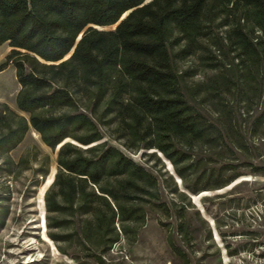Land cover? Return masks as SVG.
<instances>
[{"label": "trees", "instance_id": "16d2710c", "mask_svg": "<svg viewBox=\"0 0 264 264\" xmlns=\"http://www.w3.org/2000/svg\"><path fill=\"white\" fill-rule=\"evenodd\" d=\"M5 43L10 51L0 71L11 64L20 88L16 111L0 105V156L7 160L29 129L52 150L62 143L43 196L46 235L58 252L70 255L75 244L106 264L102 253L120 232L134 239L143 225L142 202L171 217L161 198L166 180L193 208L188 194L223 188L243 175L236 165L210 162L248 151L225 110L226 97L235 84L244 96L256 83L264 88V0H0V46ZM171 47L176 57L204 50L227 61L207 65L215 72L188 86ZM196 96L217 118L194 107ZM107 138L127 151L155 149L145 154L161 163L159 152L173 176L164 170L159 181ZM248 166L264 176V165ZM174 212L176 229L166 241L189 264L188 223ZM5 214L0 203V225ZM206 239L212 241L209 228Z\"/></svg>", "mask_w": 264, "mask_h": 264}, {"label": "rangeland", "instance_id": "374dc122", "mask_svg": "<svg viewBox=\"0 0 264 264\" xmlns=\"http://www.w3.org/2000/svg\"><path fill=\"white\" fill-rule=\"evenodd\" d=\"M223 30L218 28L214 31L221 33ZM207 41L203 38V43ZM176 50L177 47L170 48L173 65L184 73L183 82L188 86L205 81L215 72L207 65L217 63L221 66L227 61L223 56L214 60L204 50L180 58L175 56ZM9 51L7 43L0 46V64ZM256 85L248 90L246 96L238 85H232L226 97L228 104L225 110L241 132L248 146L247 153L234 150L221 157L214 156L210 162L216 166L224 163L236 165L237 171L243 175L223 188L190 194L192 198H188L193 208L187 207L186 200L171 192L173 185L166 180L161 198L171 206V217L166 218L142 202L145 211L143 225L137 229L134 239L120 232L119 241L102 253L106 264H182L166 241L167 232L176 229L174 209L179 211L190 230L189 246L184 247L189 264H264V176L250 173L248 166V163L264 165V88L258 91ZM18 90L14 67L9 64L0 71V105L15 109ZM193 105L207 119L217 118L214 107L202 102L201 96L194 98ZM107 141L152 172L159 181L165 177L164 170L169 172L167 167L170 169V165L159 152L156 155L161 163L145 154L155 149L127 151L119 140L107 138ZM56 157L57 149L45 146L33 129H29L23 140L8 153L7 160L0 156V203L6 210L0 225V264H97L90 255V248L82 250L75 244L70 245L68 252L76 257L73 259L58 252L52 240L47 242L41 236L42 231L46 233L45 223L39 228L41 216L45 215L41 199L50 185H45L47 179L56 171ZM195 210L205 223L197 217ZM208 228L212 241L206 239Z\"/></svg>", "mask_w": 264, "mask_h": 264}, {"label": "bare ground", "instance_id": "6f19581e", "mask_svg": "<svg viewBox=\"0 0 264 264\" xmlns=\"http://www.w3.org/2000/svg\"><path fill=\"white\" fill-rule=\"evenodd\" d=\"M125 15H126V13L123 14V16H125ZM123 16H122V17H123ZM81 146H82V147H87V146H83V145H81ZM169 165H170V164H169ZM52 179H53V174H51V175L49 176V178L47 179L45 185H46V186L49 185V184L52 182ZM41 195H43V190H41ZM41 203H42V205L44 206V201H43V199H41ZM44 223H45V215L42 214V216H41V221H40V224H39V228L44 227ZM45 227H46V226H45ZM41 236H42V238H43L45 241H47V242H51V240L49 239V237H47V235H46V233H45L44 231L41 232Z\"/></svg>", "mask_w": 264, "mask_h": 264}, {"label": "water", "instance_id": "95a60500", "mask_svg": "<svg viewBox=\"0 0 264 264\" xmlns=\"http://www.w3.org/2000/svg\"><path fill=\"white\" fill-rule=\"evenodd\" d=\"M127 14V13H126ZM126 16V15H125ZM125 16H123V17H121L120 19H122V18H124ZM82 34V33H81ZM81 34L77 37V39H76V42L79 40V38L81 37ZM20 114H22L21 112H19ZM23 115V114H22ZM62 143H60L57 147H56V149H58L59 148V146L61 145ZM160 156V155H159ZM171 166V165H170ZM167 169L169 170V173L173 176V173L171 172V170L167 167ZM53 178H54V175H53ZM53 180V179H52ZM176 180V179H175ZM176 182H178L177 180H176ZM234 183V182H233ZM232 184V183H231ZM188 196L189 197H191V195H189L188 194ZM192 198V197H191ZM43 201H44V199H43ZM44 211H45V209H44Z\"/></svg>", "mask_w": 264, "mask_h": 264}, {"label": "crops", "instance_id": "0c3cea01", "mask_svg": "<svg viewBox=\"0 0 264 264\" xmlns=\"http://www.w3.org/2000/svg\"><path fill=\"white\" fill-rule=\"evenodd\" d=\"M16 78V77H15ZM17 81V80H16ZM19 85V84H18ZM19 88H20V86H19ZM17 94V93H16ZM15 107H16V105H15ZM13 109V108H12ZM13 110H16V108L15 109H13Z\"/></svg>", "mask_w": 264, "mask_h": 264}]
</instances>
